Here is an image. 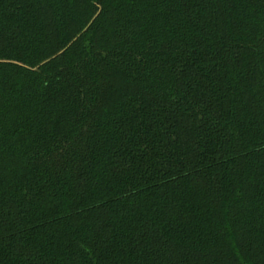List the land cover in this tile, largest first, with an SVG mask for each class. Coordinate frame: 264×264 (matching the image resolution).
Returning <instances> with one entry per match:
<instances>
[{"label":"trees","instance_id":"1","mask_svg":"<svg viewBox=\"0 0 264 264\" xmlns=\"http://www.w3.org/2000/svg\"><path fill=\"white\" fill-rule=\"evenodd\" d=\"M0 264H264V0H0Z\"/></svg>","mask_w":264,"mask_h":264}]
</instances>
